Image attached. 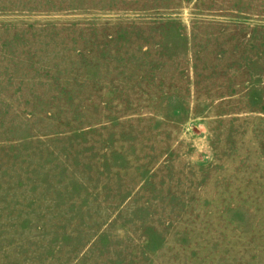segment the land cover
Wrapping results in <instances>:
<instances>
[{"label":"rangeland","instance_id":"1","mask_svg":"<svg viewBox=\"0 0 264 264\" xmlns=\"http://www.w3.org/2000/svg\"><path fill=\"white\" fill-rule=\"evenodd\" d=\"M0 264H264V0H0Z\"/></svg>","mask_w":264,"mask_h":264}]
</instances>
